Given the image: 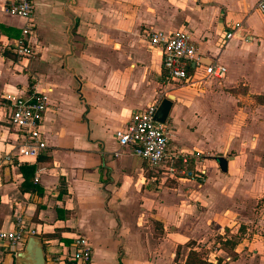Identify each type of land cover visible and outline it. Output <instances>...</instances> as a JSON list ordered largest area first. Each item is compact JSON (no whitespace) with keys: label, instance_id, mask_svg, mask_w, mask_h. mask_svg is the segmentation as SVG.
Segmentation results:
<instances>
[{"label":"crops","instance_id":"obj_1","mask_svg":"<svg viewBox=\"0 0 264 264\" xmlns=\"http://www.w3.org/2000/svg\"><path fill=\"white\" fill-rule=\"evenodd\" d=\"M10 1L0 0V157L18 142L2 97L51 92L46 149L18 169L0 166V230L11 231L20 217L40 239L45 264L78 235L92 243V264H176L225 234L235 236L234 246L210 259L264 264L258 0H31L34 56L27 60L12 50L26 20L5 12ZM149 30L188 31L199 63L225 66V77L201 79L190 63L187 80H168L160 49L145 38ZM166 96L168 153L201 152L200 179L162 181L116 142L134 111ZM214 156L226 159L225 172ZM28 237L17 246L0 240V264H17Z\"/></svg>","mask_w":264,"mask_h":264},{"label":"built area","instance_id":"obj_2","mask_svg":"<svg viewBox=\"0 0 264 264\" xmlns=\"http://www.w3.org/2000/svg\"><path fill=\"white\" fill-rule=\"evenodd\" d=\"M256 8L264 16V0H258ZM32 9L31 0H12L4 7L8 14L26 20L21 28L20 37L12 44V50L19 60H27L34 56L31 46V37L34 33L33 24L30 21ZM238 28V25L235 26L233 31L227 34V38L232 37ZM145 38L151 46L160 49L162 70L170 81L187 80L190 63L195 64L194 71L201 73V79L221 80L226 75V67L217 62L208 65L199 63L196 45L186 30L172 33L149 30L145 33ZM50 92L51 88L42 91L32 88L23 96L4 95L2 97L1 105L9 108L7 121L17 130L18 142L12 150L0 157V166L18 169L24 163L36 160L46 149L42 127L43 116L49 109L47 96ZM158 102L159 100L147 105L143 110L134 111L129 116L125 127L114 133L120 150H127L144 160L158 173L162 181L179 178L200 179L204 171L195 169V161L201 159V152L168 153V130L165 124L154 120ZM179 158L182 164L178 167L175 163ZM190 158L194 161V170L187 167ZM177 173L183 177L178 176ZM15 220V226L11 231L0 230V240L9 241L12 246L21 244L27 236L35 235V230L27 228L20 217H16ZM92 250L89 238L78 235L73 238L70 250L52 257L46 264H92Z\"/></svg>","mask_w":264,"mask_h":264},{"label":"water","instance_id":"obj_3","mask_svg":"<svg viewBox=\"0 0 264 264\" xmlns=\"http://www.w3.org/2000/svg\"><path fill=\"white\" fill-rule=\"evenodd\" d=\"M69 4L75 5L76 0H69ZM66 15L72 20L73 22V14L72 12L66 8L65 10ZM72 29V23L68 28V32ZM172 107V101L169 97L161 98L158 102L157 109L154 114V120L157 123L165 124L169 112ZM214 160L220 171H226V159L222 156H214L211 158ZM17 264H45V257L43 254L42 243L40 239L36 236H29L26 240L25 247L23 251H21L17 255Z\"/></svg>","mask_w":264,"mask_h":264},{"label":"trees","instance_id":"obj_4","mask_svg":"<svg viewBox=\"0 0 264 264\" xmlns=\"http://www.w3.org/2000/svg\"><path fill=\"white\" fill-rule=\"evenodd\" d=\"M175 164L176 166L179 167L182 164L181 159L180 158L177 159ZM187 167L190 170H194V161L192 158L189 159L187 163ZM177 175L180 176L181 174L177 173ZM172 181L174 180L169 179L167 183ZM235 242L236 239L234 235H230V236H226V234L225 236L215 235L208 247H206L205 245L199 246L197 251L194 250L189 252L184 263H176V264H219V258L215 257L214 259L216 261L215 263L213 262V260L210 259L211 251L223 250V249L230 250L234 246Z\"/></svg>","mask_w":264,"mask_h":264},{"label":"rangeland","instance_id":"obj_5","mask_svg":"<svg viewBox=\"0 0 264 264\" xmlns=\"http://www.w3.org/2000/svg\"><path fill=\"white\" fill-rule=\"evenodd\" d=\"M260 200H261V205H263V207H264V197L260 198Z\"/></svg>","mask_w":264,"mask_h":264}]
</instances>
